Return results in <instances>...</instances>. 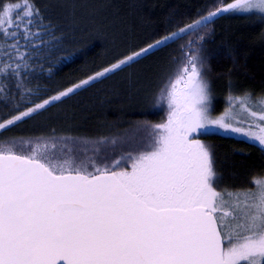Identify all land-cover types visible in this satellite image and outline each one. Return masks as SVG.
Here are the masks:
<instances>
[{
	"label": "snow or ice",
	"instance_id": "6c2138e0",
	"mask_svg": "<svg viewBox=\"0 0 264 264\" xmlns=\"http://www.w3.org/2000/svg\"><path fill=\"white\" fill-rule=\"evenodd\" d=\"M225 14L264 23V0H218L206 15L45 97L29 86L32 53L61 41L37 0H0V134L157 49L187 41L154 100L165 113L159 123L136 124L117 137L52 129L0 140V264H264V181L222 187L212 148L200 139L220 130L264 151V92L230 83L223 114H212L202 53ZM117 144L118 155L114 147L103 150Z\"/></svg>",
	"mask_w": 264,
	"mask_h": 264
},
{
	"label": "trees",
	"instance_id": "16d2710c",
	"mask_svg": "<svg viewBox=\"0 0 264 264\" xmlns=\"http://www.w3.org/2000/svg\"><path fill=\"white\" fill-rule=\"evenodd\" d=\"M22 2V0H16ZM218 0H37L61 41L49 49L33 51L30 85L45 97L87 79L123 56L147 47L165 35L206 15ZM264 23L243 15H224L205 36L203 55L208 59V79L219 100L214 113L223 111L222 98L229 85L240 91L264 92ZM51 40L52 37H46ZM170 43L138 62L109 74L49 107L35 120L0 134V140L16 135H60L96 139L117 137L131 126L165 118L154 106L161 86L182 60L181 45ZM51 52V54H49ZM23 103V102H22ZM5 113L0 110V119ZM211 146L220 185L253 187L264 178V151L244 141L219 135L201 136ZM120 145L105 146L104 151Z\"/></svg>",
	"mask_w": 264,
	"mask_h": 264
},
{
	"label": "rangeland",
	"instance_id": "374dc122",
	"mask_svg": "<svg viewBox=\"0 0 264 264\" xmlns=\"http://www.w3.org/2000/svg\"><path fill=\"white\" fill-rule=\"evenodd\" d=\"M226 15H229V14H226ZM234 16V15H233ZM111 74V73H110ZM86 87V86H85ZM84 87V88H85ZM80 90V89H79ZM78 91V90H77ZM211 93H212V114L214 115V116H219V115H222L223 114V112H224V110H225V108H226V106H227V96L226 97H224V98H222L221 100H222V102H223V105H224V107H223V111L221 112V113H219V114H215L214 113V110H213V107H215V102H216V100H219L218 98H217V95L214 93V90L212 89V87H211ZM207 135H219V136H222V137H225V138H230V139H235V140H238V141H243L241 138H239V137H231V136H229V135H226V134H224L222 131H220V130H212V131H210V132H205V133H203L202 135H200V137L201 136H207ZM251 144V143H250ZM257 147H259V146H257ZM256 181H264V178H259V179H255L252 183H253V186L255 185V182Z\"/></svg>",
	"mask_w": 264,
	"mask_h": 264
}]
</instances>
